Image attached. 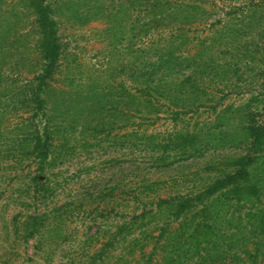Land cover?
<instances>
[{
    "label": "rangeland",
    "instance_id": "rangeland-1",
    "mask_svg": "<svg viewBox=\"0 0 264 264\" xmlns=\"http://www.w3.org/2000/svg\"><path fill=\"white\" fill-rule=\"evenodd\" d=\"M40 1L0 0V264H264V162L249 191L224 187L206 208L196 203L179 218L174 207L155 209L153 203L145 210L153 212L140 215L145 207L129 195L140 170L157 191L142 196L154 204L162 188L177 184L186 192L207 183L244 150L246 119L237 110L248 94L230 91L218 104L203 96L179 113L155 92L151 113L143 117L131 112L133 101L119 109L110 98L101 105L92 90L114 97L125 77L132 82L120 64L138 60L139 46L156 31L130 47L131 22L143 24L147 16L119 0H42L58 21L64 54L46 97L53 145L41 176L49 190L34 198L38 166L29 139L37 111L28 85L44 67L35 11ZM217 2L213 19L233 0ZM118 6L126 14L122 22L114 15ZM187 134L194 143L185 141ZM34 217L37 228L29 236L26 224ZM124 219L134 224L126 239L117 234Z\"/></svg>",
    "mask_w": 264,
    "mask_h": 264
},
{
    "label": "trees",
    "instance_id": "trees-1",
    "mask_svg": "<svg viewBox=\"0 0 264 264\" xmlns=\"http://www.w3.org/2000/svg\"><path fill=\"white\" fill-rule=\"evenodd\" d=\"M40 3L36 5L35 11L39 16L41 35L38 49L44 67L36 80H32L28 85L32 89L37 111L31 118L35 132L29 139L31 153L38 166V172L32 176L35 199H38L39 195L45 197L49 190V181L43 180L41 176L45 173L53 145V130L46 97L49 89L55 87L54 76L59 71L58 63L64 54L57 36L58 21L51 12L48 13L49 7H46L42 0ZM117 4L125 6L126 10L142 9L141 12L144 11L147 16L143 24L135 19L131 22L130 47L136 46L138 37H146L150 31H156L152 34L150 43L139 46L136 51L138 60L120 64L124 75L131 78L132 82L125 77L126 79L122 80L124 84L120 85L119 92L114 97L106 90L104 93L92 90L94 99L102 102L101 105L110 98L112 104L119 109L133 101L134 109L131 112L141 113L140 116L143 117L151 113L155 92L158 97H165L179 113L187 109L190 103L203 102V96L206 102L218 104L226 94L232 92L248 94L245 98L246 104L237 110L246 119L244 150L234 155L230 163L218 168L217 173L209 176L207 178L209 181L200 188L190 187L184 192L175 189L177 184H174L172 188L160 189L161 193L158 191L160 201L156 204H154L156 200L149 202L151 200H146L142 196L147 195L148 191H157L153 184L143 178V172L140 170L135 188L128 193L134 195L138 205L145 207L140 215L153 212L154 205L155 209L174 207L173 213L179 218L189 212L196 203V206L203 203L206 208L214 201L213 197L218 190L224 187H231L232 192L242 190L244 187V190H247L248 183L260 177L258 172L264 162V0H233L229 7L223 2V13L215 19L212 17L217 13L216 8L219 5L217 0H119ZM121 7L116 8L114 15L116 20L122 22L123 13L124 16L126 14ZM200 25L205 28L206 36L199 33ZM115 69L119 70L118 75H122L119 68ZM258 78L262 83L259 82L257 85ZM135 85L140 90L138 88L134 90ZM214 111H217V107ZM223 112H217L218 120L222 119ZM175 119H178V115H175ZM31 122L27 126L31 125ZM134 133V136H139L138 131ZM194 137L187 134L185 141L188 143L192 140L191 143H194L196 139H191ZM139 139L142 141L143 138ZM137 143L141 142H135L136 145ZM179 145L180 142H174L176 148ZM160 147L167 151L168 145ZM183 153L185 154L186 150ZM159 159L160 164H165L168 156L162 153ZM149 204H152L150 207L152 210L145 211ZM128 208L129 206L125 205L123 211L126 212ZM123 221L126 222L118 228L117 234L126 239L131 231V225L134 224L125 219ZM37 222L34 217L32 222L28 221L26 224V233L29 236L35 235ZM104 249L108 251L107 244L103 245Z\"/></svg>",
    "mask_w": 264,
    "mask_h": 264
}]
</instances>
